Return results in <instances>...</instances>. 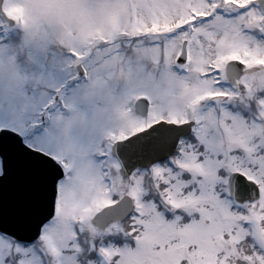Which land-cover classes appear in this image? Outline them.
<instances>
[{"label": "snow or ice", "instance_id": "snow-or-ice-1", "mask_svg": "<svg viewBox=\"0 0 264 264\" xmlns=\"http://www.w3.org/2000/svg\"><path fill=\"white\" fill-rule=\"evenodd\" d=\"M0 264H264V0H0Z\"/></svg>", "mask_w": 264, "mask_h": 264}]
</instances>
